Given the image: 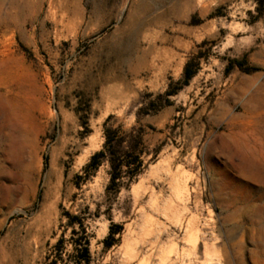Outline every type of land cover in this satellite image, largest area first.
I'll return each mask as SVG.
<instances>
[{
    "label": "rangeland",
    "instance_id": "rangeland-1",
    "mask_svg": "<svg viewBox=\"0 0 264 264\" xmlns=\"http://www.w3.org/2000/svg\"><path fill=\"white\" fill-rule=\"evenodd\" d=\"M261 99L264 0H0V264L73 263L68 214L91 264H264V172H241L264 166L242 137ZM110 115L159 152L116 197L107 162L76 185Z\"/></svg>",
    "mask_w": 264,
    "mask_h": 264
},
{
    "label": "trees",
    "instance_id": "trees-1",
    "mask_svg": "<svg viewBox=\"0 0 264 264\" xmlns=\"http://www.w3.org/2000/svg\"><path fill=\"white\" fill-rule=\"evenodd\" d=\"M242 67L241 62H238ZM199 69V64H195V58L191 59L185 66L183 79L180 83L182 86L188 85L189 82L196 76ZM179 88V89H180ZM173 90L172 86L164 93L156 96L154 101L149 102L147 106L141 108L144 117L159 111L158 103H163L166 98V104L170 103L168 97L173 96L179 90ZM166 104H162L160 108ZM139 117V118H140ZM114 116L110 115L104 122V134L106 141L103 148L93 154L89 163L84 166L83 174L77 176L78 182L76 185L81 186L82 182H87L95 176L98 170L104 163L109 164V182L105 190L107 196H118L124 188H129L131 184L140 176L146 168L145 159L151 155L155 160L159 152L158 150L150 152L145 140V132L142 127H132L129 131L122 130L123 126L114 127L112 122ZM68 226L72 228L71 242L74 247V262L62 261L64 264H91L92 255L90 251L91 238L88 234V227L85 224L86 217L84 215L70 216ZM120 233L116 231L115 226L110 227L108 236L104 239L105 248H111L115 243V236ZM65 237L64 235L59 239L56 246L57 253L60 257L64 253ZM71 256H69V259ZM56 262V261H55ZM54 262V263H55Z\"/></svg>",
    "mask_w": 264,
    "mask_h": 264
},
{
    "label": "bare ground",
    "instance_id": "bare-ground-1",
    "mask_svg": "<svg viewBox=\"0 0 264 264\" xmlns=\"http://www.w3.org/2000/svg\"><path fill=\"white\" fill-rule=\"evenodd\" d=\"M259 101L261 102V106L264 107V99H261ZM245 113H246V116L249 117L247 124L250 125L249 129L251 132L246 133V131L243 130V132H244V133L242 132L243 140H245L248 143L253 144V145H257L258 142H261V141L264 142V131L261 133L256 129L264 121V118L260 117L261 116L260 111L257 109L256 112L253 111V112L249 113L248 111H245ZM259 154L262 157H264V147H262V150L260 151ZM250 165L251 166H249V167L242 166L241 172L243 174L250 175L254 179H261L263 177L262 175L264 172V166L261 164L262 166L259 165V167L257 168V167H255L256 165L253 163H250ZM176 191H177V196L179 197V199H182L187 192V188L185 186L184 187L178 186L176 188Z\"/></svg>",
    "mask_w": 264,
    "mask_h": 264
}]
</instances>
